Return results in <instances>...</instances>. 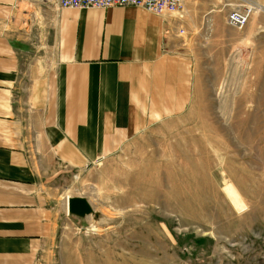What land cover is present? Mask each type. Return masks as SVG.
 Here are the masks:
<instances>
[{
    "label": "rangeland",
    "instance_id": "obj_1",
    "mask_svg": "<svg viewBox=\"0 0 264 264\" xmlns=\"http://www.w3.org/2000/svg\"><path fill=\"white\" fill-rule=\"evenodd\" d=\"M216 1L180 41L197 71L187 111L116 155L60 168L36 264H264V0ZM244 6L246 24L229 25ZM66 194L91 212L66 213Z\"/></svg>",
    "mask_w": 264,
    "mask_h": 264
},
{
    "label": "crops",
    "instance_id": "obj_2",
    "mask_svg": "<svg viewBox=\"0 0 264 264\" xmlns=\"http://www.w3.org/2000/svg\"><path fill=\"white\" fill-rule=\"evenodd\" d=\"M214 5L155 14L0 0V264H36L50 243L60 168L116 155L187 111L197 71L177 31L200 30Z\"/></svg>",
    "mask_w": 264,
    "mask_h": 264
},
{
    "label": "built area",
    "instance_id": "obj_3",
    "mask_svg": "<svg viewBox=\"0 0 264 264\" xmlns=\"http://www.w3.org/2000/svg\"><path fill=\"white\" fill-rule=\"evenodd\" d=\"M53 3L60 8H107L110 6H139L155 14L180 13L183 9V0H43ZM251 7L244 6L230 10L226 15V21L229 25L242 28L252 11ZM179 35L186 34L184 29L180 28Z\"/></svg>",
    "mask_w": 264,
    "mask_h": 264
},
{
    "label": "water",
    "instance_id": "obj_4",
    "mask_svg": "<svg viewBox=\"0 0 264 264\" xmlns=\"http://www.w3.org/2000/svg\"><path fill=\"white\" fill-rule=\"evenodd\" d=\"M68 212L80 215L88 214L91 212V205L85 197L72 196L68 200Z\"/></svg>",
    "mask_w": 264,
    "mask_h": 264
},
{
    "label": "bare ground",
    "instance_id": "obj_5",
    "mask_svg": "<svg viewBox=\"0 0 264 264\" xmlns=\"http://www.w3.org/2000/svg\"><path fill=\"white\" fill-rule=\"evenodd\" d=\"M254 5V7L257 9V10H260V9H263V6H261V5H259V4H253ZM248 7H250V6H248ZM252 8V7H251ZM252 10V9H251ZM69 197L70 196H67L66 198H65V200H64V209H65V211H66V213L68 212V200H69Z\"/></svg>",
    "mask_w": 264,
    "mask_h": 264
}]
</instances>
